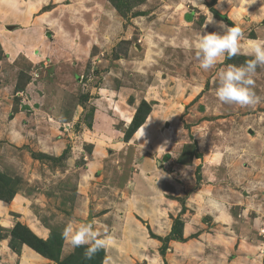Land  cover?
<instances>
[{
  "label": "rangeland",
  "instance_id": "1",
  "mask_svg": "<svg viewBox=\"0 0 264 264\" xmlns=\"http://www.w3.org/2000/svg\"><path fill=\"white\" fill-rule=\"evenodd\" d=\"M209 16L241 54L205 71ZM0 28L36 44L0 42V264H264V68L252 104L215 96L264 44V0H0ZM90 216L88 260L62 232Z\"/></svg>",
  "mask_w": 264,
  "mask_h": 264
},
{
  "label": "clouds",
  "instance_id": "2",
  "mask_svg": "<svg viewBox=\"0 0 264 264\" xmlns=\"http://www.w3.org/2000/svg\"><path fill=\"white\" fill-rule=\"evenodd\" d=\"M208 24H218L220 30L203 32L195 44V56L199 60L200 68L205 71L214 68L225 55L231 58L241 54V32L238 27L228 26L223 21L216 22L213 16L207 18L204 28ZM246 54L252 59L241 65L229 64L218 71L215 96L221 103L247 106L254 102L253 77L258 67L264 68V44H255L251 52ZM62 235L74 249L86 246L83 255L88 260L99 250L106 248L108 243L107 229L102 233L95 219L84 220L78 224L69 221Z\"/></svg>",
  "mask_w": 264,
  "mask_h": 264
},
{
  "label": "crops",
  "instance_id": "3",
  "mask_svg": "<svg viewBox=\"0 0 264 264\" xmlns=\"http://www.w3.org/2000/svg\"><path fill=\"white\" fill-rule=\"evenodd\" d=\"M30 17H31V13H30V15H29V18L28 19H30ZM137 20V23H139V17H135ZM28 21V20H27ZM8 25V24H7ZM145 26H147V24H144ZM30 30H31V28H30ZM29 30V33L31 34L32 33V31H30ZM4 34V32H3V30L0 28V42H1V44H2V46L4 47V48H6L8 51L9 50H12V56H16L18 53H21V51H23V50H25L26 52L28 51V53H31L32 51H33V47L34 46H36V44H30L28 47H25V44L23 45V44H19L18 46H12V44H11V42H10V40L7 38L8 36L6 35L4 38L2 37V35ZM29 34V35H30ZM5 35V34H4ZM20 47H22V48H20ZM21 49H23V50H21ZM24 51V52H25ZM10 52V51H9ZM23 53V52H22ZM144 126V128L145 129H147L146 127H145V124H142V127ZM159 211H163L162 210V208H161V206H159ZM159 216H158V218L159 219H161V216H163V213L161 214V213H159L158 214ZM169 222V221H168ZM167 226H168V224H167ZM155 229H161V228H159V227H155ZM169 229H170V227H169ZM222 241V243L225 245V247H227L226 245H231V248L235 245V242L233 243L232 242V240H221ZM243 245V244H242ZM243 247H245V246H243ZM230 246L229 247H227V250H226V252H228V253H230ZM247 249V248H246ZM224 255V254H223ZM225 256V255H224ZM231 256H233V255H231ZM226 257V256H225ZM238 258H240V256L238 257ZM238 258H237V260H234L233 262L235 263V264H242V263H240V262H238ZM256 260V259H255ZM248 261L250 262L251 261V259L248 257ZM232 262V261H231ZM238 262V263H237Z\"/></svg>",
  "mask_w": 264,
  "mask_h": 264
},
{
  "label": "trees",
  "instance_id": "4",
  "mask_svg": "<svg viewBox=\"0 0 264 264\" xmlns=\"http://www.w3.org/2000/svg\"><path fill=\"white\" fill-rule=\"evenodd\" d=\"M214 11H215V15H216L218 18H224L225 20H227V17H226V16H224L223 14L217 12L216 10H214ZM191 17H192V16H190V17L187 18V16H186L187 19H191ZM229 22H230V21H228V23H229ZM140 125H142V121L139 123V127H140ZM173 229H174V231H175V228H173ZM38 241H40V240H38Z\"/></svg>",
  "mask_w": 264,
  "mask_h": 264
},
{
  "label": "water",
  "instance_id": "5",
  "mask_svg": "<svg viewBox=\"0 0 264 264\" xmlns=\"http://www.w3.org/2000/svg\"><path fill=\"white\" fill-rule=\"evenodd\" d=\"M89 219H92L91 216L89 217ZM89 219H88V220H89Z\"/></svg>",
  "mask_w": 264,
  "mask_h": 264
}]
</instances>
